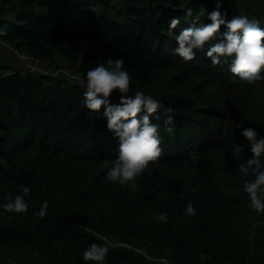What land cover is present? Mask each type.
<instances>
[{"label":"trees","instance_id":"16d2710c","mask_svg":"<svg viewBox=\"0 0 264 264\" xmlns=\"http://www.w3.org/2000/svg\"><path fill=\"white\" fill-rule=\"evenodd\" d=\"M215 6L0 0V47L80 68L121 57L133 78L129 94L158 96L174 117L173 133L163 114L153 118L163 152L130 190L103 178L117 141L102 113L91 115L80 103L81 81L30 74L0 57V204L22 184L31 189L26 213L0 208V264H85L83 249L93 241L108 243L106 264H264V214L251 209L238 172L251 155L239 128L264 135V81L233 80L227 64L213 67L203 50L181 60L172 53L174 33L165 30L174 15L181 19L175 32L188 27V8L207 22ZM225 10L229 18L246 14L264 23V0H223ZM233 143L244 150L233 153ZM189 199L197 209L191 216L183 212ZM43 200L49 208L41 218L33 213ZM165 210L167 223L153 220Z\"/></svg>","mask_w":264,"mask_h":264},{"label":"clouds","instance_id":"9594fccd","mask_svg":"<svg viewBox=\"0 0 264 264\" xmlns=\"http://www.w3.org/2000/svg\"><path fill=\"white\" fill-rule=\"evenodd\" d=\"M223 0H216V6L207 12V22H200L199 16L193 15L188 8L184 15L191 17L188 27L175 29L180 24L178 15L172 16L165 30L174 33L175 47L172 53L183 61H193L197 50H203L210 58L213 67L226 63L232 79L252 85L264 81V23L258 17L246 14L233 15L229 18L227 10L221 11ZM131 72L125 67L121 57H108L84 71L81 80L80 103L90 110L91 115L102 113L106 129L117 141L115 157L104 173V180L136 188L137 179L163 152L164 137L161 125L153 122L164 115L165 131L174 132L172 107L166 106L163 99L144 90L130 93ZM118 99L113 102V96ZM245 138L249 155L238 165V172L245 177L243 190L248 195L251 209L257 214H264V135L257 127L248 125L239 128ZM244 145L233 143L231 151L241 153ZM191 153L184 158L185 166ZM31 191L28 185H20V192L9 195L0 204L5 212L26 213L29 203L25 195ZM49 202L43 200L34 215L43 218L47 215ZM197 209L191 199L183 208L186 215H195ZM167 210L153 216L154 221L167 223ZM108 243H89L82 252L81 259L88 264H106L109 254Z\"/></svg>","mask_w":264,"mask_h":264},{"label":"rangeland","instance_id":"374dc122","mask_svg":"<svg viewBox=\"0 0 264 264\" xmlns=\"http://www.w3.org/2000/svg\"><path fill=\"white\" fill-rule=\"evenodd\" d=\"M9 46L10 45H6L4 49L2 46L0 47L1 61H3L5 64L9 63V64H12V66L23 69V63L19 61L16 58L15 54H13L10 51ZM48 63H49V68L53 72L58 74V78L56 79H69L73 81L75 80L81 81L84 78L85 69L90 67V66L88 67L81 66V68L77 67L70 60H67L65 58H59L56 62H53V63L48 61ZM114 245H117V244H114ZM137 251H140V250H137ZM152 261H159L158 264H171L169 260L167 262L166 258L159 259V260L153 259Z\"/></svg>","mask_w":264,"mask_h":264},{"label":"built area","instance_id":"2783aa9c","mask_svg":"<svg viewBox=\"0 0 264 264\" xmlns=\"http://www.w3.org/2000/svg\"><path fill=\"white\" fill-rule=\"evenodd\" d=\"M9 49L13 54H15L16 58L23 63V69H25V72H29L30 74L34 75H42L53 79L58 78V74L53 72L49 68L48 61L42 60L26 51L15 48L13 46H9Z\"/></svg>","mask_w":264,"mask_h":264}]
</instances>
